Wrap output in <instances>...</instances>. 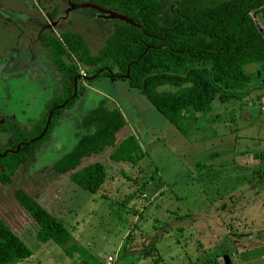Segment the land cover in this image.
<instances>
[{
	"label": "rangeland",
	"instance_id": "obj_1",
	"mask_svg": "<svg viewBox=\"0 0 264 264\" xmlns=\"http://www.w3.org/2000/svg\"><path fill=\"white\" fill-rule=\"evenodd\" d=\"M57 2L61 6L54 22L49 11ZM66 4H70L67 9ZM91 4L90 0H0V110L25 131L43 117L47 102L61 92L63 83L38 36L59 35L64 28L80 32L95 53L114 20L103 18ZM251 16L264 34V12ZM258 66L251 63L244 70L251 73L249 84L260 94L264 74L252 71ZM83 85L85 93L64 109L35 156L19 167L11 183H0V218L33 252L37 262L31 264H101L108 255L114 258L110 264H194L201 257L213 258L218 248L212 230L217 232L219 222L227 217L217 218L218 196L239 215L256 203L258 207L250 210L256 220L247 225L260 229L264 224V208L259 204L264 195L253 200L247 193L252 175L245 165L247 155L237 150L238 143L247 142L248 132L261 131L263 96L232 100L205 117L182 122L187 128L182 134L124 79L101 77ZM101 96L125 117L116 140L134 135L147 157L138 166L111 160L109 150L84 159L81 166L100 161L107 171L102 189L91 193L73 184L68 175L55 172L51 164L73 146L83 131L79 122ZM245 108L251 112L250 124L241 113ZM9 141V134L0 131V147ZM16 188L55 215L70 230L68 245L76 247L67 252L38 241V225L15 199ZM178 215L183 218H175ZM153 237L157 239L154 256L139 258ZM229 257L230 264H238ZM217 261L225 264L221 258Z\"/></svg>",
	"mask_w": 264,
	"mask_h": 264
},
{
	"label": "trees",
	"instance_id": "obj_2",
	"mask_svg": "<svg viewBox=\"0 0 264 264\" xmlns=\"http://www.w3.org/2000/svg\"><path fill=\"white\" fill-rule=\"evenodd\" d=\"M90 1L96 7L125 15L134 24L114 20L104 45L95 53L80 32L64 28L59 35L38 36L40 47L62 74V90L47 102L43 117L30 132L15 121L0 125V131L9 134L10 139L0 147V183L4 185L11 183L19 167L35 156L64 109L85 93V82L101 77L124 79L129 88L138 90L169 123L186 134L182 122L198 120L226 102L247 96L251 73L245 72L244 66L257 63L260 66L254 73L264 72V34L251 16V12H264V0ZM60 6L57 2L49 11L54 22L59 18ZM165 85L170 87L160 89ZM65 100V106L57 108ZM107 103L106 97L99 98L79 122L83 131L73 146L51 164L55 172L68 175L73 184L91 193L102 189L107 171L100 161L81 166L84 159L109 150L111 160L138 166L147 157L134 135L116 140V133L126 120L118 107ZM52 109L47 131L40 139H34L42 132ZM14 197L36 221L38 241L51 242L67 252L76 247L68 245L70 230L35 198L20 188H16ZM155 237L149 246H144L139 258L154 256ZM34 257L0 218V264H31L36 261ZM217 257L218 254L206 258L201 264H217Z\"/></svg>",
	"mask_w": 264,
	"mask_h": 264
},
{
	"label": "crops",
	"instance_id": "obj_3",
	"mask_svg": "<svg viewBox=\"0 0 264 264\" xmlns=\"http://www.w3.org/2000/svg\"><path fill=\"white\" fill-rule=\"evenodd\" d=\"M257 68L252 69V71L255 72ZM262 73L264 74V72ZM261 84L264 85V82H262ZM248 87H249V91L247 96H251L252 94H255L256 96L264 97V88L262 89V91H260V94H257V92L259 91H255L254 90L255 87H253L251 84H248ZM247 96L245 98H247ZM261 109L264 110V104L261 106ZM241 113H244L243 114L244 119L248 120L250 124V122L252 121L251 112L247 110V108H245L241 110ZM263 128H264V121L261 123V131L257 132L258 131L257 130L256 132L255 131L248 132L244 137L246 138V141L249 142L242 144L238 143V148H237L238 151H241L243 149L240 152V154H242L241 156H244V154L247 155V161L245 162V165L252 175L251 179L249 180L250 186L248 183L249 190L247 193L249 194V196H251V198H253V200L254 197L261 199L262 195H264V129ZM256 181L258 182V184L255 186L254 183ZM230 195L234 196V192H231ZM217 199L219 200L218 202L220 203V206H218L217 210L215 211L216 215L219 216L217 218H221V216H227L225 218V221L226 219H229L230 222L226 224L224 223L225 221H220L219 222L220 227L218 228V231L214 233L212 230L211 238L213 240H216L217 243L213 245H217L218 248V250L216 251V254H218L216 261L218 260V258H221V260L224 261L226 257L231 263V259L229 256H232L234 257L235 262H237L238 264H252L253 262H263L264 261V224L260 227V229H253V227L251 226L249 227L247 225V224H252L253 220H256L255 212H254V216L250 215V210L252 212L256 207H258L256 206V203L251 204L248 210L245 211L242 210L241 215H239L236 213L233 206L231 207L226 204L224 205V203L226 202L222 201L221 200L222 198L220 199L219 196ZM259 204L264 208V199ZM246 217H248L250 220H247ZM242 221H244V223ZM219 239L220 242L218 243L217 240ZM198 244L200 243L198 242ZM238 245H240V247H238ZM205 259L206 258L201 257V259L197 260L194 264H201ZM217 264L220 263L217 261Z\"/></svg>",
	"mask_w": 264,
	"mask_h": 264
},
{
	"label": "water",
	"instance_id": "obj_4",
	"mask_svg": "<svg viewBox=\"0 0 264 264\" xmlns=\"http://www.w3.org/2000/svg\"><path fill=\"white\" fill-rule=\"evenodd\" d=\"M84 5H74L73 7L74 8H77V7H83ZM91 7L93 8H96L97 10H99L101 13H102V17L105 18V19H111V20H120V21H124L126 23H129V24H134L130 19H128L125 15L123 14H120V13H117L116 11L114 10H110V9H104V8H100V7H96L94 4H91L90 5ZM127 77V75H125V78ZM76 93V90H74V93L72 95V97L75 95ZM68 102V100H65L61 105L57 106V108L59 107H64L65 104ZM54 109H52L48 116H47V119H46V122H45V125L43 127V130L42 132L40 133V135L37 137V138H34V139H40L44 134L45 132L47 131V128H48V125L51 121V117H52V113H53ZM33 141V140H31ZM224 262L225 264H230L229 263V260L228 258L225 257L224 259Z\"/></svg>",
	"mask_w": 264,
	"mask_h": 264
},
{
	"label": "flooded vegetation",
	"instance_id": "obj_5",
	"mask_svg": "<svg viewBox=\"0 0 264 264\" xmlns=\"http://www.w3.org/2000/svg\"><path fill=\"white\" fill-rule=\"evenodd\" d=\"M102 14V13H101ZM9 114L7 111L5 110H0V117H4V118H0V125L2 126L3 124H7L9 122H14L12 120V118H10V115H7ZM6 115V116H5Z\"/></svg>",
	"mask_w": 264,
	"mask_h": 264
},
{
	"label": "built area",
	"instance_id": "obj_6",
	"mask_svg": "<svg viewBox=\"0 0 264 264\" xmlns=\"http://www.w3.org/2000/svg\"><path fill=\"white\" fill-rule=\"evenodd\" d=\"M113 260H114V258L111 255H108L106 258V263L110 264Z\"/></svg>",
	"mask_w": 264,
	"mask_h": 264
}]
</instances>
